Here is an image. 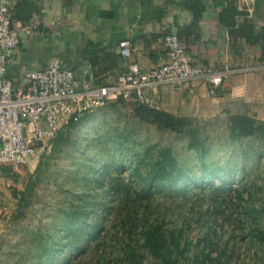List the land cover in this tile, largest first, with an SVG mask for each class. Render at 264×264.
Segmentation results:
<instances>
[{"label":"rangeland","instance_id":"374dc122","mask_svg":"<svg viewBox=\"0 0 264 264\" xmlns=\"http://www.w3.org/2000/svg\"><path fill=\"white\" fill-rule=\"evenodd\" d=\"M139 112L132 100L114 98L60 132L58 147L49 141L28 163L0 166L9 178L0 196V264H162L143 245L156 222L183 230L180 264H264V241L251 233L264 230V143L232 140L228 116L192 117L210 148L206 163L219 169L206 184L188 133ZM163 147L189 179L153 189L142 175Z\"/></svg>","mask_w":264,"mask_h":264},{"label":"crops","instance_id":"0c3cea01","mask_svg":"<svg viewBox=\"0 0 264 264\" xmlns=\"http://www.w3.org/2000/svg\"><path fill=\"white\" fill-rule=\"evenodd\" d=\"M200 15L195 19L193 4ZM224 0H15L11 25L19 28L30 18L39 20L41 32L22 34L6 71L15 87L27 70L43 68L62 58L80 80L106 84L130 67L148 69L165 60L161 38L174 32L186 46L192 63L208 64L224 71L221 84L211 93L200 78L181 84L157 86L162 109L188 117L228 116L244 113L264 121V0H238L242 13L254 20L256 42L233 40L220 21ZM131 41L134 50L127 59L118 43ZM244 87L241 96L233 88ZM2 166V165H0ZM0 167V196L6 182ZM5 181V182H4ZM1 201V197H0Z\"/></svg>","mask_w":264,"mask_h":264},{"label":"built area","instance_id":"2783aa9c","mask_svg":"<svg viewBox=\"0 0 264 264\" xmlns=\"http://www.w3.org/2000/svg\"><path fill=\"white\" fill-rule=\"evenodd\" d=\"M14 4L15 0H0V165L28 163L39 146L51 141L58 131L114 98L161 110L158 85L200 78L214 93L225 75L224 71H212L208 64L192 63L178 35L166 32L161 38L166 54L161 64L145 70L135 66L123 69L111 83L80 80L62 58H56L43 68L25 71L23 83L15 87L6 77L13 50L22 34L42 29L35 17L19 28L12 27ZM118 48L123 59L134 50L128 39L120 40ZM244 93V87L232 90L235 96Z\"/></svg>","mask_w":264,"mask_h":264},{"label":"trees","instance_id":"16d2710c","mask_svg":"<svg viewBox=\"0 0 264 264\" xmlns=\"http://www.w3.org/2000/svg\"><path fill=\"white\" fill-rule=\"evenodd\" d=\"M224 1V6L220 12V21L223 25L229 27L231 37L235 43L238 38H243L247 43L253 44L256 42L258 40V32L255 29L254 20L247 16H243L242 20L238 18L242 15L238 9V0ZM192 6L196 11L194 15L195 19L198 20L200 18L199 13L197 12L198 4L194 3ZM262 38L264 39V37ZM137 105L140 106L139 113L145 120L152 119L162 128H170L177 132L188 133L190 142L187 147L195 150L201 161L202 176L200 177V181L206 184L209 182L213 183L215 177L219 176V169L210 168L206 163L205 157L210 148L204 143V140L198 136L199 131L195 128V126H193L192 117L174 115L163 110L149 108L142 104ZM87 115L82 117L81 120H83ZM228 121L229 136L232 140L254 137L264 143L263 120L256 119L255 117L244 113H233L228 115ZM76 123L70 122L66 128H69ZM63 130L64 129L58 131L55 137L51 139V141L54 142V148L58 147L60 144L63 137L60 132ZM134 169L136 174L140 175L137 167ZM142 176L143 179L145 178L147 180L149 187L155 189L158 182L167 181L171 184L179 185L182 181L189 179V171L183 165L178 163L177 156L173 154L170 147H163L156 160L148 164L147 174ZM188 184L189 183L184 184L177 189L184 190L188 187ZM66 213L72 215L68 211ZM74 215H78V213L76 212ZM182 232L183 230L181 228H172L167 230L162 227V223L156 222L144 230L143 245L147 246L149 251L162 264H180V258L184 256L186 257V246H181L180 243ZM251 233L254 239L256 238L257 240L264 241V230L254 228ZM129 254L131 256L133 255L132 252ZM207 256L208 254H205V257ZM136 264H141V262H136Z\"/></svg>","mask_w":264,"mask_h":264}]
</instances>
